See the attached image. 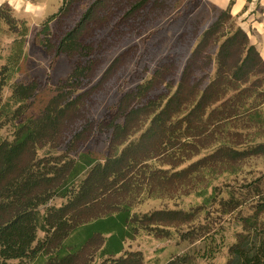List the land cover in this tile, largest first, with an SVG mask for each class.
<instances>
[{
    "label": "trees",
    "instance_id": "trees-1",
    "mask_svg": "<svg viewBox=\"0 0 264 264\" xmlns=\"http://www.w3.org/2000/svg\"><path fill=\"white\" fill-rule=\"evenodd\" d=\"M77 1L62 0L39 35L47 51L76 60L70 75L47 98L33 82L13 87L16 110L0 103V130H12L0 135V264H145L125 250L142 234L189 242V255L166 264L211 261L225 248L227 264H264V59L231 9L209 0H93L69 30L54 33ZM185 6L177 22L159 23ZM178 20L181 35L132 48L159 70L94 122V93L114 68L87 89L101 47L147 24L172 33ZM3 31L20 39L0 71V97L28 33L7 3ZM181 64L179 83L162 82ZM97 135L107 137L99 155L84 150ZM183 197L192 198L189 210L136 211Z\"/></svg>",
    "mask_w": 264,
    "mask_h": 264
},
{
    "label": "rangeland",
    "instance_id": "rangeland-1",
    "mask_svg": "<svg viewBox=\"0 0 264 264\" xmlns=\"http://www.w3.org/2000/svg\"><path fill=\"white\" fill-rule=\"evenodd\" d=\"M1 3H7L13 9V15L16 19L25 22V27L28 29L27 36L25 37V45L23 49V56L19 63V71H14L11 81L8 86L4 88L0 103L2 104V109L5 106H9L12 110H16L17 106H13L14 102L11 101L13 94V87L18 84L29 85L31 83H37L39 85V99L47 98L50 93H52L62 81H64L72 72L76 65V60L68 59L65 56H55L53 52L47 51L43 46V38L40 37V31L42 24L52 15L56 14L58 10L52 15H47L45 17H40L38 15H32L33 18H27L22 15L23 10L27 4H31L38 8L39 0H23L26 2L25 7H22V2L20 0H0ZM93 0H78L71 8L70 13L63 20V25H59L57 22L52 24V31L54 33H60L61 31L69 30L79 19L83 11L88 7V5ZM179 9L176 12H171L168 18H163L159 23L166 25L168 22L176 21L180 16V13H185V9ZM21 11V12H20ZM19 13V14H18ZM123 13L116 14L109 25L113 27L115 23L121 21ZM189 16V15H188ZM127 29L130 27V23L127 22ZM158 24V23H157ZM180 26V27H179ZM6 30V26L3 25ZM156 27L159 25H146L140 29V33L136 31H130L128 36L118 42H112L108 46L101 47L100 52L97 55L96 64L91 76V81L89 82V87L87 89H94L95 85L98 84L105 74L108 72L110 66L114 65L110 76L104 79L99 85L97 91L94 93V106H93V121L96 122L97 118L100 116L107 118V113L104 114V109L109 108L110 101L118 99L120 94L127 90L135 87L139 83H144L150 80L156 71L159 70L160 65L156 64L151 58H145L139 51H133L132 48L135 46L142 47L146 38L152 36V38L165 39L171 35H181V25L180 20H178V26L171 32H165L163 30H157ZM180 29V30H179ZM179 30V31H178ZM138 35V36H137ZM20 39L16 35L6 34L5 31L0 33V71L4 65L7 64L8 58L12 54V49L14 48V42ZM188 39V38H187ZM127 45V46H126ZM167 49L164 52H166ZM185 49H181L179 53H185ZM179 53L177 55H179ZM171 53H166L165 56H170ZM172 58V57H171ZM179 59H175L177 61ZM180 63H182L180 61ZM12 69L15 68L11 66ZM184 68L182 64L177 66V68L170 69L163 76L162 82L176 85L179 83ZM160 91H156L158 94ZM116 96L113 98V96ZM0 107V108H1ZM1 111V109H0ZM1 113V112H0ZM5 119V118H4ZM1 121V120H0ZM0 135L2 137H10L12 135V130L10 127L6 126L0 130ZM107 137L102 135H97L92 138L87 146H84V150H91L96 154H103V149L105 148V140ZM199 201V200H197ZM192 202V198L183 197L174 200H149L142 205H140L136 211L140 214H147L157 210L169 209V210H189V204ZM54 205L60 206L62 204L61 200H55ZM230 228V227H229ZM227 236V244L234 242V229H230L225 233ZM41 238L44 234L40 233ZM192 247L189 246V242L181 241L177 236L169 239H157L154 236L147 234H142L133 241H127L125 244V250L127 252H140L144 257L145 264H166L174 256L179 255H189V251ZM228 260V250L225 248L222 253H220L216 259L207 261L202 260L198 264H227Z\"/></svg>",
    "mask_w": 264,
    "mask_h": 264
},
{
    "label": "crops",
    "instance_id": "crops-1",
    "mask_svg": "<svg viewBox=\"0 0 264 264\" xmlns=\"http://www.w3.org/2000/svg\"><path fill=\"white\" fill-rule=\"evenodd\" d=\"M20 1L23 4L21 6L25 7L26 2ZM209 2L223 10L231 9L232 16L236 18L241 29L247 33L251 44L264 59V0H209ZM38 3V8L27 4L22 15L29 19L33 18V13L40 17L52 15L58 10L61 0H39Z\"/></svg>",
    "mask_w": 264,
    "mask_h": 264
}]
</instances>
